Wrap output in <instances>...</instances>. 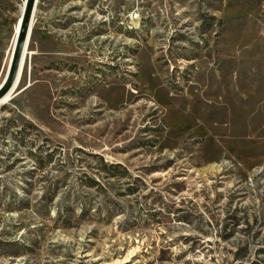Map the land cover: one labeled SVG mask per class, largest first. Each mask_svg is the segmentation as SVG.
I'll return each instance as SVG.
<instances>
[{
  "label": "rangeland",
  "instance_id": "rangeland-1",
  "mask_svg": "<svg viewBox=\"0 0 264 264\" xmlns=\"http://www.w3.org/2000/svg\"><path fill=\"white\" fill-rule=\"evenodd\" d=\"M35 10L0 107V264H264V0Z\"/></svg>",
  "mask_w": 264,
  "mask_h": 264
},
{
  "label": "water",
  "instance_id": "water-1",
  "mask_svg": "<svg viewBox=\"0 0 264 264\" xmlns=\"http://www.w3.org/2000/svg\"><path fill=\"white\" fill-rule=\"evenodd\" d=\"M35 3L36 0H27V5L22 17V27L19 32L18 40L12 54V59L7 72V76L3 84L0 86V101L10 92L17 80L20 71L23 52L28 38V31L32 22Z\"/></svg>",
  "mask_w": 264,
  "mask_h": 264
},
{
  "label": "bare ground",
  "instance_id": "bare-ground-1",
  "mask_svg": "<svg viewBox=\"0 0 264 264\" xmlns=\"http://www.w3.org/2000/svg\"><path fill=\"white\" fill-rule=\"evenodd\" d=\"M23 1H24L23 2V10L21 11L22 15L19 18V20H18V22L16 24V27H15V30H14V36H13V39H12L11 49L9 51L8 59L6 61L5 72H4L3 76H2V78L0 79V86L3 84L4 80L6 79L7 72H8V69H9V66H10V63H11V59H12V54H13L14 48H15L17 40H18L19 32H20L21 27H22L21 26L22 25V17H23V14H24V11H25V8H26V5H27V0H23ZM37 2H38V0H36L35 9H36ZM35 9H34L33 16H32V22L30 24V28H29V31H28V38H27L25 49H24V52H23L22 61H21V65H20V71H19L17 80H16L14 86L12 87V89L10 90V92L0 101V107L5 105V104H7L10 100H12L14 98V96H15L17 90H18V87L21 84L22 78L24 76L23 74H25L24 72L26 71L25 69H26V66H27L26 63H27V58H28V55H29V45H30L32 29H33V24H34L35 12H36Z\"/></svg>",
  "mask_w": 264,
  "mask_h": 264
},
{
  "label": "crops",
  "instance_id": "crops-1",
  "mask_svg": "<svg viewBox=\"0 0 264 264\" xmlns=\"http://www.w3.org/2000/svg\"><path fill=\"white\" fill-rule=\"evenodd\" d=\"M15 0H0V6H8L11 5ZM22 2V0H20ZM21 15V13H20ZM20 17V16H19Z\"/></svg>",
  "mask_w": 264,
  "mask_h": 264
},
{
  "label": "built area",
  "instance_id": "built-area-1",
  "mask_svg": "<svg viewBox=\"0 0 264 264\" xmlns=\"http://www.w3.org/2000/svg\"><path fill=\"white\" fill-rule=\"evenodd\" d=\"M130 19L131 20H139L140 19V14L133 12L130 14Z\"/></svg>",
  "mask_w": 264,
  "mask_h": 264
}]
</instances>
